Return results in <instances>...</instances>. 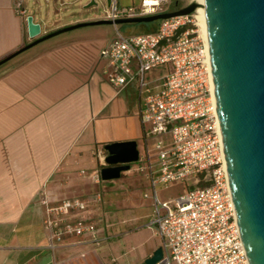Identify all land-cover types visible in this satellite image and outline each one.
Wrapping results in <instances>:
<instances>
[{
  "label": "crops",
  "instance_id": "obj_1",
  "mask_svg": "<svg viewBox=\"0 0 264 264\" xmlns=\"http://www.w3.org/2000/svg\"><path fill=\"white\" fill-rule=\"evenodd\" d=\"M89 2L0 0V60L32 41L27 15L44 35L100 19ZM116 2L138 6L141 0ZM120 31L107 24L77 28L0 66V264H141L161 247L148 225L153 199L144 196L151 192L148 166L156 163L154 138L140 115L144 93L135 83L112 86L99 55ZM165 72L151 70L148 85L159 87ZM125 141H136L139 155L149 149L147 168L123 171V182H95L91 176L105 166L96 152L106 156V144ZM42 190L52 202L86 201L97 236L108 240L96 245L88 235L66 236L50 248ZM97 192L102 200L92 201Z\"/></svg>",
  "mask_w": 264,
  "mask_h": 264
},
{
  "label": "built area",
  "instance_id": "obj_2",
  "mask_svg": "<svg viewBox=\"0 0 264 264\" xmlns=\"http://www.w3.org/2000/svg\"><path fill=\"white\" fill-rule=\"evenodd\" d=\"M171 0H141L138 6H120L112 0L107 19L169 11ZM108 64V81L120 90L137 84L144 93L141 120L153 138L170 133L172 142L153 144L156 163L148 166L153 209L148 225L161 238L163 258L158 264H249L236 219L220 131L207 39L197 12L159 21L156 31L135 35L118 33L99 51ZM166 69L153 89L147 74ZM101 162L105 155L96 152ZM149 149L130 166L147 168ZM92 179L99 183L100 172ZM182 183L181 195L160 200L159 188ZM203 184V185H202ZM102 200L97 192L92 201ZM45 207L48 245L54 249L66 236H90L96 245L97 223L86 212L87 202L66 198L52 202L40 193Z\"/></svg>",
  "mask_w": 264,
  "mask_h": 264
},
{
  "label": "water",
  "instance_id": "obj_3",
  "mask_svg": "<svg viewBox=\"0 0 264 264\" xmlns=\"http://www.w3.org/2000/svg\"><path fill=\"white\" fill-rule=\"evenodd\" d=\"M109 8L112 0H105ZM97 5L91 0L87 6ZM198 2L171 11L117 19L100 18L41 35V25L26 16L31 42L0 60V66L56 35L94 25L151 23L196 11ZM214 96L230 190L249 264H264V0H203ZM104 181L120 178L139 160L136 141L104 146ZM158 247L141 264H158Z\"/></svg>",
  "mask_w": 264,
  "mask_h": 264
},
{
  "label": "rangeland",
  "instance_id": "obj_4",
  "mask_svg": "<svg viewBox=\"0 0 264 264\" xmlns=\"http://www.w3.org/2000/svg\"><path fill=\"white\" fill-rule=\"evenodd\" d=\"M91 1V0H90ZM97 5L90 6V13H92L95 17L103 18L105 16V9H108L106 5L105 0H96ZM196 1V0H171L169 4L164 6L166 9H171L170 6L177 5L179 8L184 7L188 5L190 2ZM159 24V23H158ZM70 32V31H68ZM123 35H135L140 33H145L146 29L143 27H123L120 31ZM158 140H162L165 142V145H170L172 142V137L170 133H165L163 135L157 136L154 138V143ZM153 143V144H154ZM123 177L119 179L110 180L107 182L116 183V182H123ZM106 181H103V184H105ZM159 198L160 200H168L170 198H175L183 192V184L182 183H172L167 187H161L159 188ZM151 194V192H149ZM151 198V197H150ZM146 199L142 195L138 196V200H144ZM147 200V199H146ZM141 250V249H140Z\"/></svg>",
  "mask_w": 264,
  "mask_h": 264
},
{
  "label": "trees",
  "instance_id": "obj_5",
  "mask_svg": "<svg viewBox=\"0 0 264 264\" xmlns=\"http://www.w3.org/2000/svg\"><path fill=\"white\" fill-rule=\"evenodd\" d=\"M171 9H168L169 11L171 10H174V9H177L179 8V6L177 5H171L170 6ZM159 21H154V22H151V23H139V24H123V25H120V29L123 28V27H128V26H131V27H143L146 29V32L145 33H148V32H154L157 30L158 28V24ZM203 185V184H202Z\"/></svg>",
  "mask_w": 264,
  "mask_h": 264
},
{
  "label": "bare ground",
  "instance_id": "obj_6",
  "mask_svg": "<svg viewBox=\"0 0 264 264\" xmlns=\"http://www.w3.org/2000/svg\"><path fill=\"white\" fill-rule=\"evenodd\" d=\"M196 2H198L199 4L196 9L197 16H198V22H199L202 34L207 39L206 21H205V16H204V8L202 6L203 0H196ZM129 169H130V166H128L126 170H129Z\"/></svg>",
  "mask_w": 264,
  "mask_h": 264
}]
</instances>
